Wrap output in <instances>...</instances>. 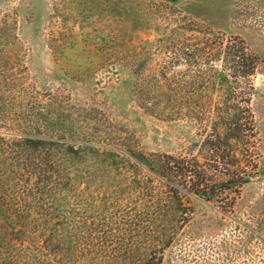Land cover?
<instances>
[{
	"label": "rangeland",
	"instance_id": "1",
	"mask_svg": "<svg viewBox=\"0 0 264 264\" xmlns=\"http://www.w3.org/2000/svg\"><path fill=\"white\" fill-rule=\"evenodd\" d=\"M0 24L1 126L39 103L50 133L196 160L214 184L211 142L228 135L243 184L191 200L168 246L146 235L151 264H264V0H0Z\"/></svg>",
	"mask_w": 264,
	"mask_h": 264
},
{
	"label": "trees",
	"instance_id": "2",
	"mask_svg": "<svg viewBox=\"0 0 264 264\" xmlns=\"http://www.w3.org/2000/svg\"><path fill=\"white\" fill-rule=\"evenodd\" d=\"M230 55L246 62L237 66L249 67L244 75L254 74L253 59ZM220 75L224 86L227 75ZM51 116L35 103L26 118L0 122V264H151L146 235L168 246L175 229L191 222V200L224 202L243 184L242 171L232 169L240 163L229 165L223 154L228 135L211 142L210 157L220 156L217 168L209 164L220 178L214 184L196 160L145 154L87 133L72 141L50 133ZM79 236L82 245L74 242Z\"/></svg>",
	"mask_w": 264,
	"mask_h": 264
}]
</instances>
